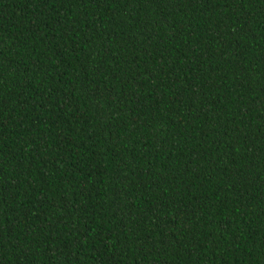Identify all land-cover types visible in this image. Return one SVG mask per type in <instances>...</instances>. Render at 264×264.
I'll return each mask as SVG.
<instances>
[{"label": "trees", "instance_id": "1", "mask_svg": "<svg viewBox=\"0 0 264 264\" xmlns=\"http://www.w3.org/2000/svg\"><path fill=\"white\" fill-rule=\"evenodd\" d=\"M0 264H264V0H0Z\"/></svg>", "mask_w": 264, "mask_h": 264}]
</instances>
